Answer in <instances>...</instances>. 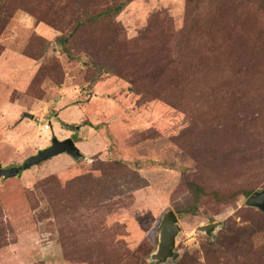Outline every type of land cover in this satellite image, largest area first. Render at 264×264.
Segmentation results:
<instances>
[{
	"label": "rangeland",
	"instance_id": "rangeland-1",
	"mask_svg": "<svg viewBox=\"0 0 264 264\" xmlns=\"http://www.w3.org/2000/svg\"><path fill=\"white\" fill-rule=\"evenodd\" d=\"M123 1L0 0V166L53 136L86 155L0 179V264H155L170 209L180 255L160 264H264L247 205L264 189V0H131L86 20Z\"/></svg>",
	"mask_w": 264,
	"mask_h": 264
},
{
	"label": "water",
	"instance_id": "water-1",
	"mask_svg": "<svg viewBox=\"0 0 264 264\" xmlns=\"http://www.w3.org/2000/svg\"><path fill=\"white\" fill-rule=\"evenodd\" d=\"M23 117L34 118L33 113H25ZM67 154L73 159L86 158L85 153L80 149L76 142L71 138L59 139L57 136L52 137V144L40 150L38 153L29 156L22 165L3 168L0 166V179L11 178L20 174L22 169H27L38 165L51 157ZM247 205L255 207L264 212V189L254 191L247 199ZM219 222L210 223L201 226L199 229L211 235L217 228ZM181 232L179 218L175 210L170 209L164 213L160 223V235L158 248L152 253L151 258L155 264L165 263L172 259L175 261L179 257V252L175 251L177 245V237Z\"/></svg>",
	"mask_w": 264,
	"mask_h": 264
},
{
	"label": "trees",
	"instance_id": "trees-1",
	"mask_svg": "<svg viewBox=\"0 0 264 264\" xmlns=\"http://www.w3.org/2000/svg\"><path fill=\"white\" fill-rule=\"evenodd\" d=\"M131 0H125L119 4L114 5L113 7H107L104 10L98 11L96 12V14H92L86 17L87 21L93 22V21H97L100 20L102 18H107V17H112L115 14H118L122 11V9L124 8V6ZM191 188L192 190L195 192V196L196 199H199L201 196V193L203 191V188L200 187L198 184L192 183L191 184ZM248 194H252V193H248ZM243 246L245 247H249V244L246 242L243 244Z\"/></svg>",
	"mask_w": 264,
	"mask_h": 264
},
{
	"label": "built area",
	"instance_id": "built-area-1",
	"mask_svg": "<svg viewBox=\"0 0 264 264\" xmlns=\"http://www.w3.org/2000/svg\"><path fill=\"white\" fill-rule=\"evenodd\" d=\"M51 128V122H48L45 124V129H50Z\"/></svg>",
	"mask_w": 264,
	"mask_h": 264
}]
</instances>
